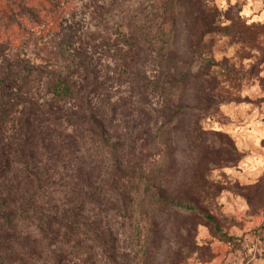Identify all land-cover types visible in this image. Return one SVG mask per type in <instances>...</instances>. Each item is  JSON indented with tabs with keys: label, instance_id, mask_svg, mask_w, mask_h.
I'll list each match as a JSON object with an SVG mask.
<instances>
[{
	"label": "trees",
	"instance_id": "trees-1",
	"mask_svg": "<svg viewBox=\"0 0 264 264\" xmlns=\"http://www.w3.org/2000/svg\"><path fill=\"white\" fill-rule=\"evenodd\" d=\"M66 2L0 0V264H127L122 260L125 255L116 251L119 241L105 235L107 220L115 219V226L118 221L132 225L143 217L145 200L148 215L144 218L197 214L215 194L211 174L220 170L221 197L231 193L251 202L260 194L264 200L263 180L254 186L229 184L224 170L238 167L244 154L227 136L203 126L218 116L220 107L235 103L227 97L241 82L232 81L239 69L234 64L221 65L206 56L205 38L219 32L216 14L198 1L205 24L194 41L196 52L187 69H179L164 54L168 41L163 28L152 36L145 24L132 20L113 58L119 77L139 89L123 103L96 108L87 101L88 89L94 85L86 69L89 58L77 63V58L68 57L64 60L72 66L59 65L60 51L67 55L62 47L52 66H36L11 61L8 54L41 27L40 20L48 24L45 36L58 33ZM72 40L63 41L72 45ZM155 50L158 53L153 55ZM154 56L166 66L151 80L146 64ZM186 91H190L189 100ZM153 98L158 99L157 105ZM176 98H180L177 103L170 100ZM72 103L77 111H66ZM121 106L124 111L140 107L146 124L134 119L124 135L113 133ZM174 122L182 128L171 127ZM153 137L171 146L172 163L179 160L175 155L182 161L185 157V166H173L172 174L153 168L148 172L146 150ZM178 145L183 148L179 154L174 150ZM166 226L163 234H156L158 244L165 242ZM220 235L231 240L222 227ZM184 244L179 248L185 249ZM95 245L101 254L91 253ZM110 247L112 257L107 258ZM179 258L178 254L171 264H181L184 260Z\"/></svg>",
	"mask_w": 264,
	"mask_h": 264
},
{
	"label": "rangeland",
	"instance_id": "rangeland-1",
	"mask_svg": "<svg viewBox=\"0 0 264 264\" xmlns=\"http://www.w3.org/2000/svg\"><path fill=\"white\" fill-rule=\"evenodd\" d=\"M66 1V12L58 33L45 36L43 29L48 24L40 20L41 27L22 38L8 54L11 61H29L36 66H52L62 47L67 49V55L60 51L59 65L66 62L67 66H72L73 63L69 64L64 60L68 57L77 58V63L83 62L84 57L89 58L86 69L92 75L94 85L88 89L91 94L87 92L83 96L87 98L89 95L87 101L92 107L109 108L115 103H123L131 93H136L139 89L127 79L119 77L118 62L113 58L114 55L117 56L114 48L122 45L119 40L127 33L126 27L132 20L145 24L151 35L158 28H163L168 41L164 54L178 64L179 69L191 66L196 52L194 41L198 39L199 31L205 24L198 12L199 0ZM201 1L207 11L212 10L216 14L220 23L215 25L219 32L205 38L204 43H207L208 48L206 56L215 62H221V65L234 64L239 69L231 76L232 81H241L227 97L235 103L220 107L218 116L204 121L203 126L207 130L221 132L235 146L236 124L252 116H264V0ZM163 4L168 6L162 9ZM152 9L156 11L152 13ZM151 19L155 20L152 22ZM68 38L73 39L72 45L63 41ZM150 53L149 51L147 55H151ZM156 53L157 50L153 55ZM77 66L81 71L84 70L83 66ZM165 66L160 59L151 57L146 64L148 78L153 80L155 75L165 70ZM41 96L44 98V93ZM186 96L189 100L190 91H186ZM179 99L170 100L177 103ZM41 100L43 101L41 98L39 102ZM152 102L157 105L158 99L153 98ZM67 109H71L69 112L77 111L73 103L65 110ZM135 109L136 111H124L125 107L121 106L112 127L113 133L124 135L134 119H137V123L146 124L145 121L142 122L144 117L139 115L140 107ZM174 126L182 128L181 123L174 122L171 127ZM12 132L11 128L9 134ZM238 141L237 139V143ZM150 142L151 145L146 150L149 155L146 163L148 172L153 168L172 174L173 166H177V169L185 166V157L182 161L180 156L175 155L179 157L178 162H171L174 157L169 153L171 146H167L163 140L153 137ZM178 147H174L177 154L179 151L183 152V148ZM261 161L264 163V158ZM221 177V170L211 174L216 192L211 199L204 201L197 214H159L155 216L156 219L150 215L144 218L148 215V205L146 200H140L143 202V217L135 219L132 225H123L122 221H118L120 225L116 226V220L109 218L111 220H107L104 225L105 235H113L119 241L116 251L120 255L124 254L125 259L122 260L129 264H171V261L175 263L178 254L179 260H184L181 264H264V200H260L259 194L256 200L248 203L250 207L246 213V207L240 206L242 204L234 201L230 195L221 197ZM228 178L232 179L231 176ZM229 184L234 185V182L230 181ZM167 224L169 228L163 237L165 242L158 244L156 234H163ZM176 226L181 227V231L177 232ZM221 227L231 240L221 239ZM183 243L185 249L179 248ZM163 244L165 245L161 246ZM91 249L93 255L102 253L96 245ZM112 253L113 249L110 247L105 256L110 258Z\"/></svg>",
	"mask_w": 264,
	"mask_h": 264
},
{
	"label": "crops",
	"instance_id": "crops-1",
	"mask_svg": "<svg viewBox=\"0 0 264 264\" xmlns=\"http://www.w3.org/2000/svg\"><path fill=\"white\" fill-rule=\"evenodd\" d=\"M242 121L236 124L238 127H236L234 137L236 140L235 147L244 154V158L238 167L226 169L224 174L231 176L230 181L238 183L242 187L254 186L257 182L264 181V163L261 161V158H264V116L261 118L258 115L252 116ZM237 139L239 140L238 143ZM223 195H230L234 201L240 202L242 205H239L246 207L247 213L248 207H250L248 200L231 193H224Z\"/></svg>",
	"mask_w": 264,
	"mask_h": 264
}]
</instances>
